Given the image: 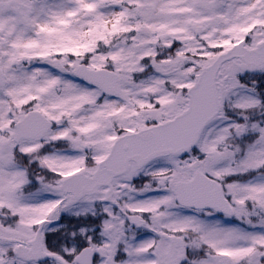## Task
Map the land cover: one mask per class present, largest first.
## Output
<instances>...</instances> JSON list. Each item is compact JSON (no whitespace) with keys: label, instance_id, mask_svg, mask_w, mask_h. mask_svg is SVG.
<instances>
[{"label":"snow or ice","instance_id":"snow-or-ice-1","mask_svg":"<svg viewBox=\"0 0 264 264\" xmlns=\"http://www.w3.org/2000/svg\"><path fill=\"white\" fill-rule=\"evenodd\" d=\"M0 264H264V0H0Z\"/></svg>","mask_w":264,"mask_h":264}]
</instances>
